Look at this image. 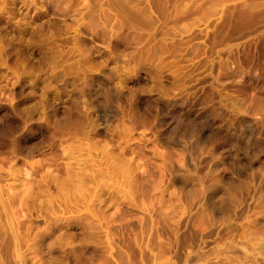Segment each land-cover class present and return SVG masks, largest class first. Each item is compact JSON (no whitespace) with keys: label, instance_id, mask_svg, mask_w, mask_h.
<instances>
[{"label":"rangeland","instance_id":"rangeland-1","mask_svg":"<svg viewBox=\"0 0 264 264\" xmlns=\"http://www.w3.org/2000/svg\"><path fill=\"white\" fill-rule=\"evenodd\" d=\"M0 264H264V0H0Z\"/></svg>","mask_w":264,"mask_h":264},{"label":"bare ground","instance_id":"bare-ground-1","mask_svg":"<svg viewBox=\"0 0 264 264\" xmlns=\"http://www.w3.org/2000/svg\"><path fill=\"white\" fill-rule=\"evenodd\" d=\"M106 116V115H103ZM145 117L141 115V117H134L133 122L134 124H142L144 123ZM59 126L62 128H72L76 135H78L81 138L86 139V123L83 120H68V119H60L59 120ZM87 148L90 151H93L91 148L97 147V145L94 143H88ZM86 149V148H85Z\"/></svg>","mask_w":264,"mask_h":264}]
</instances>
